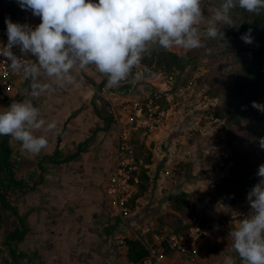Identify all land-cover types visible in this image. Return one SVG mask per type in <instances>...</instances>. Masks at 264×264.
Returning <instances> with one entry per match:
<instances>
[{
	"label": "rangeland",
	"instance_id": "obj_1",
	"mask_svg": "<svg viewBox=\"0 0 264 264\" xmlns=\"http://www.w3.org/2000/svg\"><path fill=\"white\" fill-rule=\"evenodd\" d=\"M0 7L5 11H27L21 9L15 0H0ZM205 7V17L216 9L213 0H205ZM200 27L203 34L206 25ZM203 41L205 46L195 50L169 49L179 54L190 52L192 56V61L181 72L177 82H170V74L164 72L153 77L147 75L146 66L141 60L133 73L143 71V78L136 80L130 76L119 88L109 87L107 77L96 71L93 65L82 72L78 71L74 84L57 88L54 92L33 96L29 81L21 96L0 98V111L6 110L13 101H31L40 109L41 118L57 123V128L51 131L41 128L43 131L40 135L46 138L53 135L56 139L64 140L70 149H75L72 143L79 135L85 138V144L94 135L99 138L100 148L94 159L89 154L86 164H68L63 180L57 178L54 182L66 194L61 204L67 200V203L69 201L77 208H73L69 216L75 222L71 226L87 233V246L82 243L73 245L78 235H81L80 231L77 235L69 233V247L76 252L90 249L97 253V257L91 258L89 250L84 252L86 262V258H89L92 264H125L127 258L119 238H145L141 228L146 222L160 231L175 232V228L179 227L175 220L180 217L183 224L188 223L189 230L179 228L177 234L198 238L202 252L198 264H228L229 259L232 264H243L232 247L229 232L248 215L246 196L240 197L235 204H227L222 202L218 190L220 183L232 176L234 164L241 162L230 149L233 147L231 141L244 132L240 122L230 118L227 110L230 97L225 94V90L231 86L228 80L231 71H234V64L226 53L220 56L218 50L210 51L207 42L211 38L205 36ZM42 82L50 81L43 77ZM100 83L103 86L97 91L96 85ZM153 93L159 96L155 101L159 99L163 110V114H155L157 128L149 129L144 122H140V125L126 124L132 105L126 109L124 106L139 100L146 113ZM116 96L120 99L117 105L121 112L119 117L123 120L121 124L131 129L132 143L143 161L140 169L149 173L147 181L143 180V174L141 176V184L145 189L141 190L140 185L137 188V192L142 195L138 210L141 209V213L130 218L133 231L127 230L112 211L106 193L107 175L115 159L119 130V123L107 99L113 100ZM152 103H155L154 100ZM92 105L98 112L97 117L93 113L96 112L94 109L93 112L88 109ZM9 139L14 144L17 142L11 136ZM0 142H5L4 136H0ZM148 153H151L149 160ZM228 156L229 160L224 161ZM166 168L169 174H166ZM211 180L215 188L208 187L207 183ZM177 191H187L189 200L194 203L192 207L195 212H191L190 218H185L171 206ZM57 203L60 204V200ZM80 205H83V212ZM85 207L90 211L85 210ZM196 213L204 234L197 235L199 233L194 231L192 217ZM65 219L68 217L62 215L60 221L67 225ZM84 223L91 225L92 229H84L81 226Z\"/></svg>",
	"mask_w": 264,
	"mask_h": 264
},
{
	"label": "clouds",
	"instance_id": "obj_2",
	"mask_svg": "<svg viewBox=\"0 0 264 264\" xmlns=\"http://www.w3.org/2000/svg\"><path fill=\"white\" fill-rule=\"evenodd\" d=\"M21 9L40 18L30 24L5 18L7 43L0 45L12 73L30 81L31 95L41 96L76 82L77 72L90 66L107 77V85L119 88L130 76L139 80L140 65L152 47L195 50L204 47L203 37L224 38L218 24L236 27L232 11L243 9L259 15L264 0H223L205 17V0H15ZM201 25H206L201 32ZM251 29L241 39L253 43ZM19 50V54L13 51ZM34 57V62L26 57ZM146 71V69H145ZM47 77L50 82H42ZM264 112V104L252 102ZM57 128L56 121L41 118L31 101H13L0 111V136H11L24 150L39 154L47 147L45 136L33 130ZM59 134V133H57ZM264 149V138L260 140ZM258 182L247 192L249 211L229 232L232 247L243 264H264V164ZM228 264H232L229 259Z\"/></svg>",
	"mask_w": 264,
	"mask_h": 264
},
{
	"label": "trees",
	"instance_id": "obj_3",
	"mask_svg": "<svg viewBox=\"0 0 264 264\" xmlns=\"http://www.w3.org/2000/svg\"><path fill=\"white\" fill-rule=\"evenodd\" d=\"M222 2L223 0H213V6L218 8ZM232 15L236 27L218 24L217 27L221 28L224 38H211L213 41L207 42L210 51L218 50L220 56L226 53L234 64V71H231L228 80L231 86L229 84L230 87L225 90V94L230 97L227 101V110L232 120L240 122L241 130L244 132L235 138V141L230 140L233 144L230 150H233L232 152L241 162L234 164L232 176L222 181L218 187L222 202L227 204H235L239 202L240 197L247 196V192L260 179L256 173L259 166L264 164V149L259 143L264 138V112L252 107L253 101L264 104V10L256 15L237 8L232 11ZM250 29L253 43L246 44L241 37ZM191 57L190 52L179 54L155 46L144 56L142 63L146 66L147 75L153 76L164 72L166 75L174 76L173 81L177 82L181 78V72L192 61ZM99 85L101 89L102 83ZM153 94L150 99L160 104L159 99L155 101L159 97L157 93ZM4 139L5 142H0V245H2L0 252L3 264H27L26 255L18 248V244L28 238L27 213H22L15 206L13 193L24 195L38 186L44 178V166L39 164L38 176L36 174L30 177L22 176L14 157V143L10 141L9 136H4ZM82 144H77L75 152L62 159L73 160L83 151ZM58 155L60 156L61 153ZM136 156L140 159L137 150ZM150 157L151 153H148V160ZM228 158L229 156L224 161L229 160ZM57 163H60V160ZM141 176L147 181L146 171H141L140 182L137 185V188L140 185V189L144 190ZM138 196L142 195L137 192L135 197ZM193 204L189 200L187 191H177L171 206L185 218H190L191 212H195ZM175 221L179 225L175 228L176 233L180 231L179 228L189 230L188 223L183 224L182 218H176ZM121 246L129 262H137L148 253L144 244L134 236L125 238Z\"/></svg>",
	"mask_w": 264,
	"mask_h": 264
},
{
	"label": "built area",
	"instance_id": "obj_4",
	"mask_svg": "<svg viewBox=\"0 0 264 264\" xmlns=\"http://www.w3.org/2000/svg\"><path fill=\"white\" fill-rule=\"evenodd\" d=\"M6 17L13 22L30 24L33 28L41 22L40 18L33 16L30 11H5L0 7V45H6L7 43ZM13 51L19 54L17 48H14ZM25 59H31L34 62V57L30 56ZM173 79L174 76H170V82ZM28 82L29 80L25 79L22 74L12 73L7 62L4 61V57L0 56V98L21 96ZM107 100L110 101L113 108L114 117L119 123V130L115 146V159L107 175L106 193L112 211L121 219V223L127 230L133 231L130 218H133L136 214L139 216L141 213V209L138 210L142 196L135 197V194L137 193V185L140 182V164L143 161L136 156L131 129L127 128L126 125L123 127L121 124L123 120L119 117L121 112L118 111L119 106L117 105L120 100L119 96H116L113 100L110 98ZM127 107H130V112L125 123L140 125V122H144L149 129L157 128L155 114H163L160 104L152 103V99L147 105L146 113L139 100H134L132 104L124 106L125 109ZM207 151L209 152V150ZM169 172L166 168V174H169ZM207 184L209 188H215L213 180L208 181ZM192 223L194 231L199 233L197 235L204 234V231L201 230L199 215L194 214ZM141 229V234L145 238L136 237L144 244L148 253L137 262L127 261L125 264H198L202 252L197 236L163 232L147 222ZM118 241L120 244L124 243L122 238H119Z\"/></svg>",
	"mask_w": 264,
	"mask_h": 264
},
{
	"label": "crops",
	"instance_id": "obj_5",
	"mask_svg": "<svg viewBox=\"0 0 264 264\" xmlns=\"http://www.w3.org/2000/svg\"><path fill=\"white\" fill-rule=\"evenodd\" d=\"M88 109L90 112H93V109L96 111L93 105ZM93 113L97 117L96 113L98 112L96 111ZM92 121L95 122L94 119H92ZM41 131L43 130H33L36 136H41ZM91 136H93V133ZM56 138L50 135V137L47 138V147L39 154L27 152L22 148L19 141L14 144V157L18 163V170L22 176L29 175L30 177L35 174L38 176L40 172L39 164L41 163L44 166V178L38 186L29 190L24 195L13 193L14 204L22 213H27L26 221L29 226L28 238L20 242L18 248L26 255L28 259L27 264H92L89 262L91 259L86 258L88 262L84 260V252L89 250V254L92 253L91 258L97 257L96 252L86 248V251H77V253L76 251H72L67 243L69 233L77 235V232L80 231L81 235H78L77 242L74 241L73 245L82 243V245L86 244L87 246V233L80 230L79 227L71 226L75 224V222L71 221L69 216L72 214L73 208H77L71 205L72 203L69 201L67 203V200H65V203L61 204L66 194L63 193L62 187L58 188L59 186L57 187L54 182L57 181V178L60 179V181L61 179L63 180L66 176V169L69 167L68 164H73L75 162L86 164V159L89 160L90 155H92L94 159L95 153L100 148L99 138H97V135H94V137L85 144V138L79 135L75 137L76 144L72 143L75 149H70L69 144L66 145L64 140ZM79 143H83V151L73 160H63L70 153L75 152L77 144ZM58 153H61V155L59 156ZM58 160H60V163H57ZM59 200L61 205L57 203ZM80 206L82 209L81 212H83V205ZM85 210L88 212L90 211L86 207ZM62 215L68 217V219L64 220L68 223L67 225L66 223H62V220L60 221ZM81 226L84 229H92V226L88 223L81 224ZM0 247H2V245H0ZM1 255L0 252V264H3ZM99 264H101V262Z\"/></svg>",
	"mask_w": 264,
	"mask_h": 264
},
{
	"label": "water",
	"instance_id": "obj_6",
	"mask_svg": "<svg viewBox=\"0 0 264 264\" xmlns=\"http://www.w3.org/2000/svg\"><path fill=\"white\" fill-rule=\"evenodd\" d=\"M96 90L100 91V85L99 84L96 85Z\"/></svg>",
	"mask_w": 264,
	"mask_h": 264
}]
</instances>
